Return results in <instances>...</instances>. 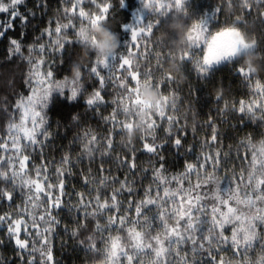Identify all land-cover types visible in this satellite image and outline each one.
<instances>
[{"label": "snow or ice", "instance_id": "6c2138e0", "mask_svg": "<svg viewBox=\"0 0 264 264\" xmlns=\"http://www.w3.org/2000/svg\"><path fill=\"white\" fill-rule=\"evenodd\" d=\"M45 3L41 0L39 6ZM22 4L23 0H0V14L8 15L7 22H0V37L17 20L29 23L28 16L19 11ZM119 6L124 10L129 0H119ZM114 8L113 0H63L61 16L50 21L37 38L47 37V44L29 49L31 67L25 83L30 92L12 105L6 134L0 136V202L12 207L16 195L24 197L14 212L0 214L8 241L21 259L28 252L26 264H55L50 237L61 224L57 214L65 205V182L75 165L71 155L65 154L50 173V162L43 158V149L53 136L46 110L56 95L76 101L88 91L86 82L93 80L98 87L85 99L90 111L98 112L108 103L102 94L106 85L117 92L110 102L112 111L101 116L109 125L108 135L86 130L75 138L81 142L79 162L87 157L89 164L94 163L99 154L101 163L99 176L94 178L97 186L87 194L74 193L78 206L69 211L77 214L72 221L75 226H64L70 239L87 244L98 264H264V255L254 261L248 256L256 246L264 249V137L257 141L249 134L239 140L236 158L241 164L238 169L229 168L231 149L222 150L217 126L210 118L211 136L202 142L208 151L195 162L186 161L183 171L169 176L163 155L168 147L180 152L188 135L187 113L183 122L178 115L177 89L189 65L202 82L211 81L222 66L231 65L253 95L247 101L230 103L220 83L215 95V101L222 104L218 111L238 112L242 118L264 123V82L260 79L264 0H219L211 10L200 13L192 10L191 0H139L131 22L121 24L118 31L111 24ZM174 24L179 28L170 27ZM96 28L117 36L119 46L114 52L98 55L101 41L93 31ZM10 43L11 54L21 52L16 39ZM103 45L107 47L108 42ZM48 54H55L62 65L67 63L70 75L57 80L44 59ZM249 54L259 59L245 65ZM169 64L176 71H166ZM143 89L155 92V99L146 101ZM80 119L72 117L77 123ZM196 130L194 125L192 133ZM158 131L165 135L158 137ZM118 137L121 151L127 148L129 155L115 158L132 175L137 169L136 142L150 154V169L144 171H150L152 179L140 199L131 198L134 181L128 176L109 180L111 172L104 168V157L111 161ZM37 151L39 165L31 163ZM186 151L191 153L193 148ZM83 183L87 189L89 176H83ZM124 193L128 194L126 203L121 199ZM85 232L89 234L81 239ZM4 243L0 239V245ZM226 250L231 251L230 258L223 254ZM202 255L206 261L199 259Z\"/></svg>", "mask_w": 264, "mask_h": 264}, {"label": "trees", "instance_id": "16d2710c", "mask_svg": "<svg viewBox=\"0 0 264 264\" xmlns=\"http://www.w3.org/2000/svg\"><path fill=\"white\" fill-rule=\"evenodd\" d=\"M218 2L219 0H191V7L194 12L200 13L211 10ZM40 3L41 0H23V4L18 6L19 11L28 16L29 23L24 24L17 20L15 27L9 30L5 36L0 37V136L6 134L9 117L12 115V105L21 96L26 97L30 92V86L25 83L31 67L28 63L29 49L38 43L47 44V37L39 40L37 38L40 37L41 32L48 26L50 21H55L61 16L60 9L63 0H46L43 8L39 6ZM113 3L115 5L114 19L111 24L118 31L121 24L131 22V12L139 6V0H129V6L124 10L120 8L119 0H113ZM7 20V14H0V22H7ZM52 27H55L54 23ZM161 31H164V29H161ZM156 35L159 36L160 33ZM12 39H16L20 43L21 52L10 53L12 47L10 41ZM75 51L79 52L80 49L76 48ZM32 56L35 58V53H32ZM44 59L48 64H51L57 80H62L65 76L70 75V66L67 63L62 65L55 54L45 55ZM73 59H78V57L74 56ZM54 60L55 63H53ZM169 66L170 64L166 66V71ZM45 69H47V66H45ZM260 79L264 82V72L260 73ZM220 83L223 84L224 95L230 103L233 101L238 103L241 99L247 101L252 98V88L242 77L235 73L231 65L222 66L221 70L217 71L209 82L199 81L195 72L191 70V65H189L188 73L179 77L177 89L180 96L177 101L178 115L183 122L185 113H187L188 135L184 139V147L180 152L168 147L163 153L166 157V168L169 176L183 171L186 161L195 162L196 157L200 156L202 152L208 151L207 148L202 147V142L211 136L212 130L207 124L210 118L217 126L219 141L222 142L223 146L222 150L227 152L231 149V156L228 158L229 168L235 166L238 169L241 164L240 160L236 158L239 140L249 134L257 141L264 137V123L259 120L253 121L248 116L242 118L238 112L222 113L218 111L222 108V104L215 101V95ZM86 84L88 91L76 101L69 102L64 97L56 95L54 96V102L46 110L48 125L53 136L43 149V158L50 162V173L54 166H59V162L65 154L71 155L75 165L72 169L73 174L67 177L65 182V205L57 214L61 224L50 237V246L55 264H98L94 254L89 252L87 244L81 245L78 241L70 239L69 233L64 230L65 225L69 229L75 226L72 221L75 220L77 214L74 211H69L70 207L78 206V197L74 193L85 192L87 194L88 190L97 186L94 183V178L99 176L98 168L101 163L99 154H97L94 163L89 164L87 157L84 158L82 163L79 162L77 157L80 155L81 142L75 138L86 130H91L98 136L108 135L109 125L104 123L101 116H107L112 111L113 105L110 102L117 92V89L111 85H106L102 94L108 103L101 105L98 112H92L85 105V99L98 85L93 80L87 81ZM189 89H191V95ZM65 95L68 94L65 93ZM188 101L192 102L191 112L188 111ZM5 109H8V111H5ZM74 115L81 117L78 123L72 120ZM194 125L197 129L195 134L192 133ZM164 135L163 131L157 132L158 137ZM119 140L118 137L117 149L112 154L111 161L108 157H104V160L107 161L104 163V168L111 172L109 180L112 177H119L123 180L125 176H128L130 180L134 181V192L131 198L140 199L143 197L144 189L147 188L152 179L150 171L148 173L144 171L150 169V154L142 150V144L139 141L136 142L137 169L135 175H132L126 167H121L119 160L115 158L117 155H129L127 148L121 151ZM190 146L193 148L191 153L186 151ZM40 162V152L32 153L31 163L39 165ZM89 167L91 168L90 172ZM85 175L89 176L90 181L87 189L83 183V176ZM105 175H107V171ZM115 187H119V185L117 184ZM108 191H111V188ZM127 197L128 194L124 193V197H121V199H124L126 203ZM23 200L24 197L18 194L14 198L12 207H9L6 202H0V214L14 212L17 205L23 204ZM91 227L92 224L89 221V230H91ZM5 229L6 225L0 224V239L5 241L4 244L0 245V264H26L29 259L28 252H24V259H21L18 249L8 241ZM88 234L89 232H85L81 239H86ZM24 238L26 237L22 232L21 239ZM223 254L227 258L232 256L230 250H226ZM261 255H264V249L259 246L254 247L248 253L253 261ZM36 256L39 259L38 253ZM199 259L206 261L207 257L202 255Z\"/></svg>", "mask_w": 264, "mask_h": 264}, {"label": "clouds", "instance_id": "9594fccd", "mask_svg": "<svg viewBox=\"0 0 264 264\" xmlns=\"http://www.w3.org/2000/svg\"><path fill=\"white\" fill-rule=\"evenodd\" d=\"M170 27L179 28V25L174 24V25H170ZM93 31L97 34L99 40L101 41V46L97 49L98 55L110 54V53L114 52L117 49V47L119 46L117 36L113 33H110L107 29L96 28ZM104 41L108 42L107 47H104V45H103ZM84 59L85 60L87 59V53H84ZM258 59H259L258 56L249 54V55L244 57L243 63L245 65H248L250 63L256 62ZM257 67L259 68L258 64H257ZM167 71H176V68L174 65L170 64ZM142 91H143L144 98L146 101L155 99V96H156L155 92L149 91L148 89H143Z\"/></svg>", "mask_w": 264, "mask_h": 264}, {"label": "rangeland", "instance_id": "374dc122", "mask_svg": "<svg viewBox=\"0 0 264 264\" xmlns=\"http://www.w3.org/2000/svg\"><path fill=\"white\" fill-rule=\"evenodd\" d=\"M46 70V69H45ZM87 86V84H85V87ZM89 86V85H88ZM89 90H90V88H88ZM66 94H68V92H67V90H66V92H65Z\"/></svg>", "mask_w": 264, "mask_h": 264}]
</instances>
